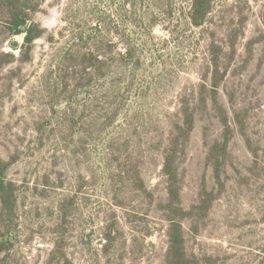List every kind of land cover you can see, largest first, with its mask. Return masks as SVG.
<instances>
[{
    "label": "rangeland",
    "instance_id": "obj_1",
    "mask_svg": "<svg viewBox=\"0 0 264 264\" xmlns=\"http://www.w3.org/2000/svg\"><path fill=\"white\" fill-rule=\"evenodd\" d=\"M191 1L29 0L31 60L23 34L0 43V264H169V216L197 264H264V0H214L200 27ZM183 107L177 215L163 156Z\"/></svg>",
    "mask_w": 264,
    "mask_h": 264
},
{
    "label": "trees",
    "instance_id": "obj_2",
    "mask_svg": "<svg viewBox=\"0 0 264 264\" xmlns=\"http://www.w3.org/2000/svg\"><path fill=\"white\" fill-rule=\"evenodd\" d=\"M213 1L214 0L191 1L189 17L192 26L200 27L205 23ZM36 9L37 4H31L29 0H0V37L5 34L3 38H0V43H2L8 35L23 34L24 41L23 45L20 47L21 51L18 57V62L20 63L31 60L32 43L41 37L43 33L38 25L33 23L27 25L24 31H20L19 29L21 24L26 25L27 22H29L30 16L27 14L28 11L33 13ZM14 60L15 58L12 54L0 52V68L14 62ZM212 87L213 88L210 89L211 95L214 96V98H212V108L219 113L218 123L222 127L224 140L222 142L218 140L214 145L209 147L206 160L211 164L213 172L218 175L222 168L221 161L227 156V140L230 138L229 135L231 130L227 121L226 108L215 98V96L218 95L216 86ZM199 104L204 106L205 101L202 99ZM177 116L179 120L175 125L174 131L176 136L169 140L168 150L163 156V173L166 175L167 205L168 207H173V213L178 215L181 210L178 206H174L173 204L174 201L176 203L180 200L176 183L177 171L174 169V149L176 148V142L180 138H188L190 135L189 132L193 129L194 125V113H191L189 108L183 107L180 109ZM6 199V196L4 200L1 197L2 206ZM182 218L178 219L176 216H169L166 218L167 250L165 259L169 264H197V262L192 260L185 251V223Z\"/></svg>",
    "mask_w": 264,
    "mask_h": 264
},
{
    "label": "water",
    "instance_id": "obj_3",
    "mask_svg": "<svg viewBox=\"0 0 264 264\" xmlns=\"http://www.w3.org/2000/svg\"><path fill=\"white\" fill-rule=\"evenodd\" d=\"M25 24H21V26H20V31H24L25 30ZM11 47H13V48H18V42L17 41H12L11 42Z\"/></svg>",
    "mask_w": 264,
    "mask_h": 264
}]
</instances>
